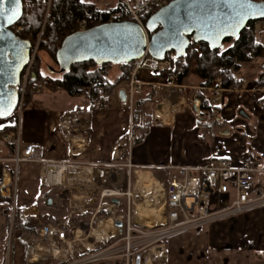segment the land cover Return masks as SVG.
I'll list each match as a JSON object with an SVG mask.
<instances>
[{
	"label": "crops",
	"instance_id": "1",
	"mask_svg": "<svg viewBox=\"0 0 264 264\" xmlns=\"http://www.w3.org/2000/svg\"><path fill=\"white\" fill-rule=\"evenodd\" d=\"M260 66L256 70L243 66L234 79L244 90L234 92L218 86L202 88L194 74L173 81L163 64L159 71L138 74L144 91L132 101L127 82L104 99L105 103L91 94L71 97L62 91L40 92L22 109V116L18 112L16 117L0 120V130L15 124L18 128L0 139V264L7 256L6 244H14V264H30L23 260V244H48L39 227H33L38 219L50 225L68 222L74 229L70 237L76 258H83L96 246H110L120 239L123 232L116 223L123 224L128 216L134 226L154 227L144 221L154 213L162 222L156 217L153 224L164 225L167 187L174 179H183L186 168L188 176L194 178L199 176V168L220 160L237 168L251 164L264 170V92L249 90L259 88L254 83L264 78ZM121 74V67L113 65L108 81L115 83ZM121 91L126 93V102ZM197 92L208 100L209 109H201L202 115L193 111L194 100H199ZM72 112L82 117L84 126L78 122L64 129L61 120ZM134 112L139 113L137 120ZM18 140L22 147H41L45 162L63 164L51 166L64 168L63 182L47 184L51 167L46 168L44 162L17 167L14 156H9L8 143ZM72 169L89 170L90 174L81 180L71 176ZM6 176L10 177L8 184ZM256 179L264 185V173H258ZM146 181L151 184L148 190L143 188ZM105 190L118 194L106 197ZM162 193L164 204L155 208L153 201ZM9 195L13 197L11 204L5 199ZM63 198L68 202L65 209L60 203ZM7 207L17 217L14 231L2 213ZM62 213L65 220L54 219ZM197 216L198 206L191 214L192 218ZM99 224L110 225L111 235L117 230V237L105 243L97 240L95 233L88 234ZM163 244L148 252L149 264H264V206L176 234ZM117 261L122 260L109 262Z\"/></svg>",
	"mask_w": 264,
	"mask_h": 264
},
{
	"label": "built area",
	"instance_id": "2",
	"mask_svg": "<svg viewBox=\"0 0 264 264\" xmlns=\"http://www.w3.org/2000/svg\"><path fill=\"white\" fill-rule=\"evenodd\" d=\"M172 1L174 0H122V3L124 10L130 17L128 21L137 23L146 31L143 15L151 10L161 9ZM251 1L264 2V0ZM48 3L49 11L51 0H48ZM106 12L108 14L107 23L123 22L121 11ZM94 18V11L86 12L80 22L81 31L91 29L90 26L94 23ZM35 53L32 56L31 64ZM163 64H166L168 68L170 67V62L163 63L149 55L133 63L130 72L131 78L126 86L131 101L136 95L144 91V84L137 79L138 74L143 70L159 71ZM180 65H184V60L180 61ZM179 75L180 73L173 74L171 79L178 81ZM228 90L240 92L244 89L239 82L233 80L232 86ZM249 90L250 92H264V85ZM97 92L101 98H109L102 87H99ZM22 104L23 96L20 104L21 109ZM78 122L82 127L84 126L85 122L82 117L72 112L61 120V127L68 130ZM42 157L41 147L36 145L22 147L19 140L16 141L15 155L12 161L17 167L28 162H44L46 168L54 165L64 166L63 164L45 162ZM198 170L199 176L194 178L188 176L189 169L186 168L183 171L184 178L174 179L167 187L165 200L167 220L164 225L151 227V230L147 232L145 227L134 226L128 216L123 223V236L120 239L103 251L93 249L91 255L83 258H76L74 241L70 237V233L72 234L74 229L68 227V222L50 225L44 224L38 219L37 224L33 227H39L42 239L48 244L33 245L30 264H47L51 261L59 264H110L109 261L114 259L122 260L123 264H149L151 256L148 252L152 249L143 253V250L148 247L146 241L153 242L149 244L150 246L161 247L164 245L163 242L176 234L219 220L233 218L264 206V185L256 179L258 173H264V170H260L251 164L237 168L225 160H220L207 168H199ZM46 182L47 184L59 183L50 178V173L47 174ZM191 188L192 191L190 192ZM116 194L118 193L115 191H103V195L106 197H112ZM128 196L132 197V193H128ZM188 199L191 201L188 202ZM196 206H198V216L192 218L191 214ZM181 216L184 217L183 221H181ZM70 220L72 221V216H70ZM95 228H92V233ZM117 235L118 231L114 229L112 235L106 237L104 242L106 243ZM120 243L124 244L118 246Z\"/></svg>",
	"mask_w": 264,
	"mask_h": 264
},
{
	"label": "water",
	"instance_id": "3",
	"mask_svg": "<svg viewBox=\"0 0 264 264\" xmlns=\"http://www.w3.org/2000/svg\"><path fill=\"white\" fill-rule=\"evenodd\" d=\"M23 1L0 0V119H8L20 108L22 75L32 61V44L12 27L22 18ZM264 20V2L251 0H174L150 17L146 31L131 21L106 23L67 37L57 52L60 73L72 65L95 62L128 64L149 55L164 61L168 53L182 58L192 42L211 49L236 38L250 21ZM150 33H153L150 35ZM50 72H54L49 68ZM126 102L125 91L120 92ZM193 111L201 112L194 100ZM10 182L6 176L5 184ZM208 186V185H207ZM47 205H52L48 199ZM122 223L116 227L122 228Z\"/></svg>",
	"mask_w": 264,
	"mask_h": 264
},
{
	"label": "trees",
	"instance_id": "4",
	"mask_svg": "<svg viewBox=\"0 0 264 264\" xmlns=\"http://www.w3.org/2000/svg\"><path fill=\"white\" fill-rule=\"evenodd\" d=\"M22 1L24 5L23 16L12 27V30L21 39L31 42L32 54L36 51L29 75L25 77L27 70L22 75L20 87V92L23 93L22 109L28 107L40 92L57 93L62 91L71 97L91 94L95 99H101V103H105V100L97 92L99 87H102L107 95L112 96L122 83L130 80V72L134 62L119 65L122 74L115 83L108 81V70L114 64L99 66L93 61L74 64L69 71L60 73L57 77L42 74L41 53H46L58 65L57 52L67 37L81 31L80 22L86 12L94 11L95 21L90 28L106 24L108 14L106 11L97 9L94 3L87 2V0H51L49 11L47 10L48 0ZM159 10L160 8L144 14V24L147 25L150 17ZM114 11L122 12V21L130 20L122 1L119 2L116 9L112 10V12ZM256 23H264V20L250 21L236 38L226 40L217 49H211L208 44L203 42H192L186 55L182 58H177L174 53H168L162 61L163 63L170 62L167 73L169 76L180 73L178 78L180 81L185 75L193 72L201 80V87L203 88L218 86L222 89H229L235 80L236 73L245 64L264 57V46L259 39V33L255 30ZM152 34L150 33V35ZM181 60L185 62L183 66L180 65ZM263 85L264 78L254 83L255 87ZM196 99L201 101L202 112L209 109L208 100L204 99L200 92L196 93ZM18 110L11 117H16ZM138 117L139 113L134 112V119L137 120ZM17 129L16 124L4 127L0 130V139L16 133ZM8 147L9 156L13 157L16 149L15 141L8 143ZM5 199L10 204L13 201L11 195ZM2 213L9 229L12 224L14 231L17 228L16 215L12 216L10 207L3 208ZM118 236L119 238L122 237L123 233ZM122 262L117 261L116 264H122Z\"/></svg>",
	"mask_w": 264,
	"mask_h": 264
},
{
	"label": "rangeland",
	"instance_id": "5",
	"mask_svg": "<svg viewBox=\"0 0 264 264\" xmlns=\"http://www.w3.org/2000/svg\"><path fill=\"white\" fill-rule=\"evenodd\" d=\"M120 1H122V0H87V2H91V3H94L95 5H96V7H97V9H99V10H101V11H112V10H114V9H116V7L118 6V4H119V2ZM48 8H49V3H48V7H47V10H48ZM255 30H256V32L257 33H259V39H260V41H261V43L263 44V46H264V23H256V25H255ZM34 54V53H33ZM33 54H32V56H33ZM41 56H42V66H41V71H42V74H44V75H52V76H54V77H57V76H59L60 75V68H59V66L58 65H56L49 57H48V55L46 54V53H41ZM262 64V68H264V57L263 58H261V59H255V60H253L252 62H250V63H247V64H245L244 65V67L245 66H252L255 70L257 69V68H261V64ZM184 64H185V62H184ZM48 67H50V68H52L55 72H50L49 70H48ZM111 68V67H110ZM243 68V67H242ZM29 68H27V71H26V76L25 77H27L28 75H29ZM190 75L191 74H194L193 72H190L189 73ZM264 74V73H263ZM195 75V74H194ZM196 76V75H195ZM239 76V75H238ZM241 76V75H240ZM130 78H131V76H130ZM203 88V87H202ZM22 95H23V93H22ZM204 111H206V109L204 110ZM19 116H22V112H23V110L20 108L19 109ZM204 116V115H203ZM21 118V117H20ZM147 185V186H146ZM149 186H151V184H148V181H146V184L143 186V188H147V190L149 189L148 187ZM164 193H162V196H160V197H158L157 195H156V197H155V199H154V201H153V203H154V207L155 208H159L160 207V205L161 204H164ZM61 203V205H62V208H66V205H68V202H67V199H65V198H63L62 199V201L60 202ZM140 210L142 211V213L144 214V209H143V206H141V208H140ZM145 217V216H144ZM156 217H158L159 219H160V221H159V223L160 222H162V219H161V217L158 215V214H152V215H150V216H147V218L144 220L147 224H149V221L152 223V225L153 226H155L154 224H153V222H154V218H156ZM65 218H66V214H64V213H62V214H59V215H56L55 216V220L56 219H61V220H65ZM184 220V217L183 216H181V221H183ZM93 228H95V226L93 227ZM146 228V231L147 232H149L150 230H151V227H145ZM100 229V224L99 225H97L96 226V228L94 229V232H93V234L95 233V231L96 230H99ZM90 232H92L91 230L88 232V234L90 233ZM111 235V233L108 235V236H110ZM96 238V237H95ZM106 237H104V238H101V239H97V240H99V241H101V240H103V239H105ZM11 240H12V238H10V242H11ZM153 242L152 241H146V244H148L147 246L148 247H146L144 250H143V253H147L148 252V250H150V249H153L154 247H156V246H154V245H149V244H152ZM164 243V242H163ZM102 244V243H101ZM124 243H120L118 246H121V245H123ZM14 244H6L5 245V247H7L8 249H7V256H6V254H5V258H4V260H3V263L2 264H14V256H15V254H14V246H13ZM33 245H35V244H33V243H30V244H23V260H25L24 262L25 263H29L30 262V260H31V249H32V247H33ZM106 247H108V246H101V245H98V246H96V249H97V251H103V250H105L106 249ZM91 255V254H90Z\"/></svg>",
	"mask_w": 264,
	"mask_h": 264
},
{
	"label": "bare ground",
	"instance_id": "6",
	"mask_svg": "<svg viewBox=\"0 0 264 264\" xmlns=\"http://www.w3.org/2000/svg\"><path fill=\"white\" fill-rule=\"evenodd\" d=\"M50 171V178L57 180L59 183L63 182V177L65 176L64 174V168L62 169H58V168H52L49 170ZM89 170H85V169H72L70 170V174L71 176H75L80 178L81 180H83L86 176H89ZM77 179V178H76ZM85 181V180H84ZM83 182V181H82ZM81 182V183H82ZM74 183V182H73ZM75 184V183H74ZM86 184V183H85ZM89 184V183H88ZM142 184V182H140V185ZM78 185V184H77ZM81 185V184H80ZM142 186V185H141ZM192 191V188L190 189V192ZM191 200L188 199V202H190ZM140 208V207H139ZM140 210V209H139ZM142 212V211H141ZM148 226H153V225H148ZM110 225H105V226H101L99 230H96L95 232V237L97 239H101L104 237H108V235L111 233V229H110Z\"/></svg>",
	"mask_w": 264,
	"mask_h": 264
},
{
	"label": "snow or ice",
	"instance_id": "7",
	"mask_svg": "<svg viewBox=\"0 0 264 264\" xmlns=\"http://www.w3.org/2000/svg\"><path fill=\"white\" fill-rule=\"evenodd\" d=\"M14 2H15V3H18V2H19V0H14Z\"/></svg>",
	"mask_w": 264,
	"mask_h": 264
}]
</instances>
